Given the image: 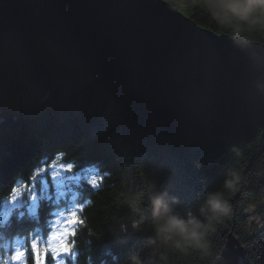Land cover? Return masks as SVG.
Here are the masks:
<instances>
[{"label":"trees","instance_id":"obj_1","mask_svg":"<svg viewBox=\"0 0 264 264\" xmlns=\"http://www.w3.org/2000/svg\"><path fill=\"white\" fill-rule=\"evenodd\" d=\"M166 1L203 28L264 44V14L246 9L251 0ZM127 89L27 29L0 34V215L18 182L57 159L101 174L97 185H77L73 264H226L222 249L229 233L245 249L240 264H264L262 129L246 137L169 138L131 106ZM241 167L232 193L224 182ZM212 193L231 205L228 215L212 218ZM156 197L168 216L211 223L208 248L186 245L177 235L163 241ZM61 201L40 198L35 213L13 209L0 220V248L34 233L46 237ZM28 258L32 264L30 250Z\"/></svg>","mask_w":264,"mask_h":264},{"label":"water","instance_id":"obj_2","mask_svg":"<svg viewBox=\"0 0 264 264\" xmlns=\"http://www.w3.org/2000/svg\"><path fill=\"white\" fill-rule=\"evenodd\" d=\"M27 29L127 85L131 106L177 140L260 127L264 44L203 28L166 0H0V34ZM245 249L229 233L226 264Z\"/></svg>","mask_w":264,"mask_h":264},{"label":"rangeland","instance_id":"obj_3","mask_svg":"<svg viewBox=\"0 0 264 264\" xmlns=\"http://www.w3.org/2000/svg\"><path fill=\"white\" fill-rule=\"evenodd\" d=\"M100 179L101 174L93 167L75 170L71 164H65L55 159L38 169L35 172V176L28 182H18L16 184L18 191L11 195L3 204L1 210L2 220H5V216L13 209L22 206L29 213H35L40 198H61L62 201L60 202L61 205L53 211L51 229L48 235L45 238L39 235H31L28 240L15 239L10 244H6V252L0 255V264H6L9 260V253L16 248L29 249L31 252L34 242L41 247L49 249L48 262L55 264L53 252L55 251V246L59 243L58 234L65 233L69 228H73V225L68 223L69 214L77 213L81 207V204L77 201V185L86 181L89 185L94 186L98 184ZM57 258L65 260L66 264H73L74 262L73 252L61 254ZM28 263L29 258L27 257ZM238 264H240L239 261Z\"/></svg>","mask_w":264,"mask_h":264},{"label":"clouds","instance_id":"obj_4","mask_svg":"<svg viewBox=\"0 0 264 264\" xmlns=\"http://www.w3.org/2000/svg\"><path fill=\"white\" fill-rule=\"evenodd\" d=\"M247 7L254 8L258 13L264 14V0H251L250 5L246 6V9ZM242 14H244V12H242ZM237 163H239V161H237ZM242 171V167L240 169H232L224 182V186L231 189L232 193L237 190L238 182L242 178ZM152 204L155 206L158 216L163 218V222L158 224V233L163 241L166 242L171 239L173 235H177L186 245L201 249L208 248L209 242L206 239V235L211 229V223H209L208 226H204L200 221L195 219L183 221L176 216H168V207L165 206L161 209L158 197L152 200ZM207 205L213 214L212 218L215 219L226 216L231 211V205L219 193L209 194L207 198ZM254 206L255 205L253 204L249 205L250 208ZM81 223H83V221H81ZM62 244L63 241H59V243L55 246V251L53 252V260L55 264H66L65 260H59L57 258L60 255V252L64 251L61 247ZM74 245L75 240L72 241V244L69 245V247L73 248ZM176 246L181 247L182 245L179 241H177ZM25 251V248L14 249L11 253H9V260L6 264H27ZM47 252H49L48 248L39 246V254L37 257L33 258L32 264H46L45 257ZM73 256H75V253H73ZM133 259L136 258L134 257ZM136 264H140L138 259H136Z\"/></svg>","mask_w":264,"mask_h":264},{"label":"snow or ice","instance_id":"obj_5","mask_svg":"<svg viewBox=\"0 0 264 264\" xmlns=\"http://www.w3.org/2000/svg\"><path fill=\"white\" fill-rule=\"evenodd\" d=\"M17 191H18V189L16 187H13L10 196L14 195ZM69 216H70V219H69L68 223L72 224L73 228H69V230L65 233L58 234L59 241H63V244L61 245V247L64 249V251L60 252V255L72 252L73 248L69 247V245L72 244V240L70 239V237H72L75 234L74 226L76 223H78L80 221V214L79 213H75V212L70 213ZM38 254H39V245L34 242L32 245V248H31V259L33 260V258L38 256ZM25 255L28 257L29 250L26 249ZM48 255H49V252L46 253V257H45L46 261L48 259Z\"/></svg>","mask_w":264,"mask_h":264}]
</instances>
